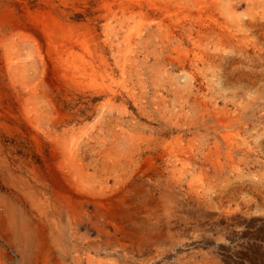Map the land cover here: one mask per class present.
<instances>
[{"label": "rangeland", "instance_id": "374dc122", "mask_svg": "<svg viewBox=\"0 0 264 264\" xmlns=\"http://www.w3.org/2000/svg\"><path fill=\"white\" fill-rule=\"evenodd\" d=\"M11 25L37 37L23 45L26 79L46 113L53 106L64 119L43 128L77 139L84 169H100L104 200L123 199L132 215L121 225L149 239L129 243L131 256L105 222L118 264H231L247 227L264 242V0H14L0 11V26ZM1 95L4 108L11 92ZM13 122L0 140L16 169L61 168L59 149ZM27 209L38 224L39 210ZM79 231L94 235L90 223ZM40 241L24 253L0 235L4 264H50L54 251Z\"/></svg>", "mask_w": 264, "mask_h": 264}, {"label": "bare ground", "instance_id": "6f19581e", "mask_svg": "<svg viewBox=\"0 0 264 264\" xmlns=\"http://www.w3.org/2000/svg\"><path fill=\"white\" fill-rule=\"evenodd\" d=\"M13 1L14 0H0V11L8 7ZM49 14L48 16L53 20V24L55 23L58 25V19L55 21L51 14ZM46 20L47 18L44 17V21ZM47 22L48 20L46 23ZM62 25L64 24L62 23ZM31 26L34 28L33 23L30 26L18 24V27L25 28L26 30ZM13 27L14 25L9 27L0 26V103L3 101V96L1 95L2 90L10 91L12 97V102L4 108L0 105V130L3 129V127H8L7 122H13L14 120L19 123L30 125L38 131V135L33 138L34 141H38L39 136L42 135L50 145L55 147L54 149H59L61 152L60 158L63 159V162L60 169H44V171L31 168L16 169L10 161L7 153L8 151L6 152V147L0 140V235L3 236V234H6L7 240L12 246L16 245V247H18L17 243H20L22 245L20 249L24 251V253H27L28 249H31L32 246L36 250H39L42 245V241L40 240L42 238H47L51 251H54L49 253V259H51L50 264H105L107 261L105 260V262L103 260L104 252H110V254H108V257H110L109 260H111L110 263L108 262L109 264H118L119 262L115 259V255H117L114 246L115 243H110L111 234L106 227H104L105 222H110L121 232V237L118 239L117 245L122 249L124 248V252H127L129 255L133 254V251L129 252V243L136 244L138 248H142V240L147 242L149 239L146 235H141L142 233L140 232L130 231L121 225L122 222L130 219L132 215L126 213L122 208V205H124L122 202L123 199L118 198L117 200L116 198V201H114V198H110L111 196H109L110 199L106 198L107 201L104 200L105 193L102 191L104 188L101 189L102 184L99 179L100 169H93V173L90 172V169H84L80 162L81 160L79 159V161L76 156V149L74 148L77 139H74L75 141L66 142L63 134L56 131L52 132V129L46 130L43 128L44 120L52 124L58 123V125H60L64 123V119L52 117V113L55 112V107L53 106L49 107V113H46L48 111L45 110V107L40 106L41 104L40 102L38 103L39 99L37 94L33 88H30L31 86L26 79L28 74L25 75L26 72L24 70L26 63L24 64L25 49L23 45L27 42L37 44V37L34 33L26 34L22 31H20L21 33H12L10 31H12ZM59 27H61V24ZM61 28H63V26ZM60 33V37L64 40L70 38L64 30ZM47 36L49 39L56 37L51 33H48ZM26 91L28 92V97L24 98ZM135 187L136 186H134V188ZM4 188H6L7 191L11 190V192H3ZM115 191L117 190H113L112 194L113 192L115 194ZM105 192L106 195L111 194L108 189ZM19 198L22 202L21 205H18L15 201H18ZM29 206L32 209L39 210L41 216L38 224L35 223L33 218L29 215V209H27ZM88 207H91L93 211L90 212ZM81 223H90L94 235L91 236L80 233L79 227ZM41 224H43V228L40 227ZM47 226L50 229V234L48 233L45 235L46 232L44 228ZM32 236L38 238L36 244L32 242ZM103 238L105 240H103ZM1 251L2 250H0V263L4 264L6 257ZM56 254L58 255L56 256Z\"/></svg>", "mask_w": 264, "mask_h": 264}, {"label": "crops", "instance_id": "0c3cea01", "mask_svg": "<svg viewBox=\"0 0 264 264\" xmlns=\"http://www.w3.org/2000/svg\"><path fill=\"white\" fill-rule=\"evenodd\" d=\"M257 231L252 228H244L243 231L237 232L234 242L241 244V248L232 252L231 264H264L257 263L253 255L250 254V247H257L264 252V242L260 241ZM234 249V247H233Z\"/></svg>", "mask_w": 264, "mask_h": 264}]
</instances>
